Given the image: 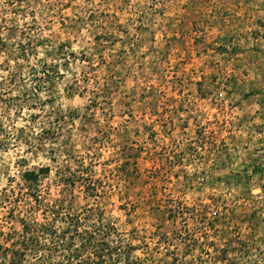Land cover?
<instances>
[{"label":"rangeland","instance_id":"374dc122","mask_svg":"<svg viewBox=\"0 0 264 264\" xmlns=\"http://www.w3.org/2000/svg\"><path fill=\"white\" fill-rule=\"evenodd\" d=\"M0 264H264V0H0Z\"/></svg>","mask_w":264,"mask_h":264}]
</instances>
